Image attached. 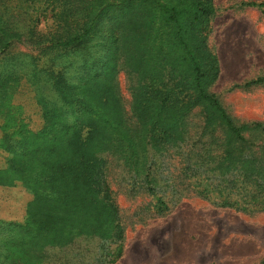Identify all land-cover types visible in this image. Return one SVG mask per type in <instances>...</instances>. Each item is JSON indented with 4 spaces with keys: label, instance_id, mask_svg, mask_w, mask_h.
<instances>
[{
    "label": "trees",
    "instance_id": "trees-1",
    "mask_svg": "<svg viewBox=\"0 0 264 264\" xmlns=\"http://www.w3.org/2000/svg\"><path fill=\"white\" fill-rule=\"evenodd\" d=\"M123 2H129L128 10L143 6L148 16L143 31L136 33L129 24L118 33L110 51L94 42L100 11L80 13L86 0H0V62L12 65L6 68L5 62L0 69V88L9 75H16L15 84L28 80L46 122L34 136L24 135L22 124L15 126L21 139L0 142V148L16 154L9 171L0 173V185L22 181L38 198L23 223L0 220L1 244L8 246L1 249L0 264L14 263L19 238L42 256L46 246L65 247L79 237L114 245L99 258L116 263L124 229L108 181L111 158L129 176V192L140 190L155 199L157 213L167 210L162 197L172 198L176 188L163 176L168 159H176L175 179L193 184L212 206L264 211V141L246 137L264 139V124H235L209 93L218 75L206 43L216 13L211 0ZM241 6L264 8L255 2ZM23 17H29L28 25ZM16 20L23 25L14 27ZM105 58L109 61L102 64ZM119 71L129 82L126 111L115 83ZM111 72L110 82L96 89ZM261 85L264 76L233 88ZM41 200L50 203L44 211L37 207Z\"/></svg>",
    "mask_w": 264,
    "mask_h": 264
},
{
    "label": "rangeland",
    "instance_id": "rangeland-1",
    "mask_svg": "<svg viewBox=\"0 0 264 264\" xmlns=\"http://www.w3.org/2000/svg\"><path fill=\"white\" fill-rule=\"evenodd\" d=\"M123 1L86 0L83 3L86 10L80 11L85 15L100 11V23L94 34L99 39L94 42L97 40L110 51L114 48V37L118 33H124L129 24L135 27L136 33L143 31L148 16L143 6L128 10L124 7H128L129 2ZM138 1L131 0V5H137ZM157 1L166 3L173 0ZM249 2L264 4V0H211L216 13L209 20L206 41L217 59L218 68L217 78L209 87V93L218 97L237 125L251 122L264 124V85L249 89L233 88L264 76V8L241 6ZM28 15L32 16L31 10ZM24 20L28 25L29 17ZM12 25L22 26L23 22L16 20ZM104 28L106 30L102 32ZM20 60L22 57L18 58ZM107 61L105 58L102 64ZM5 62L8 61L0 62V69ZM10 65L11 62L5 63L6 68ZM111 74L104 76L95 88L99 89L110 82ZM75 79L73 77L70 81ZM15 81L16 75H9L8 82L0 88V142L21 139L16 134V127L21 124L26 136L42 132L46 124L31 83L25 78L19 80L18 84ZM115 83L126 111L130 92L123 71L118 72ZM246 137L250 142L264 141L256 134ZM9 145L14 148L13 144ZM15 156L14 152L0 148V173L9 171ZM114 160H110L107 175L124 229L123 254L114 264H258L264 259V211L240 212L212 206L197 195L193 184L189 186L185 182L182 185L175 179L177 171H173V164L176 159H168L166 168L169 170L163 176L172 180L176 188L172 198L170 195L168 198L162 197L167 210L157 213L152 209L155 199L140 190L129 192V176ZM162 171L163 168L155 173L156 179L160 178ZM23 178H28L27 173L23 174ZM162 188L158 189L163 193ZM31 189L22 181H15L10 186L0 185L1 221L24 222L29 204L38 200ZM34 189L41 194L47 193L43 188ZM45 204L50 203L41 200L38 209L44 211ZM3 234L0 231V255L2 247L8 249V246L1 244ZM17 244V252L11 257L13 264H111L107 258L100 259L99 256L107 247L114 248V245L95 237H79L65 247L46 246L40 256L41 252L34 250L36 247L27 246L20 238Z\"/></svg>",
    "mask_w": 264,
    "mask_h": 264
}]
</instances>
